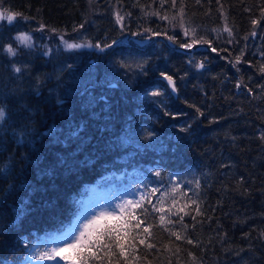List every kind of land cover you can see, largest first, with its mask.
<instances>
[{
    "label": "trees",
    "instance_id": "1",
    "mask_svg": "<svg viewBox=\"0 0 264 264\" xmlns=\"http://www.w3.org/2000/svg\"><path fill=\"white\" fill-rule=\"evenodd\" d=\"M170 2L0 0L21 14L0 22V264L68 230L92 186L123 177L145 190L122 229L131 264H264V0H183L182 21ZM50 30L84 47H56ZM29 31L31 47L15 41Z\"/></svg>",
    "mask_w": 264,
    "mask_h": 264
},
{
    "label": "snow or ice",
    "instance_id": "2",
    "mask_svg": "<svg viewBox=\"0 0 264 264\" xmlns=\"http://www.w3.org/2000/svg\"><path fill=\"white\" fill-rule=\"evenodd\" d=\"M153 2L155 3L156 0H153ZM166 3H168V0H159L160 8L163 9ZM196 3L200 4L201 0H196ZM169 7L173 10H176V15L173 16V19L179 17V19L182 21L184 17L183 0H181L179 8L177 7V0H171ZM147 14L158 15L162 20L169 19L168 15H160L159 12H151ZM18 15L21 14L7 11L0 12V21H7V23L11 25L16 20ZM261 18L264 19V14H262ZM25 19L27 18L25 17ZM116 19L117 22L121 23L123 26L124 16L117 12ZM252 23L258 24L259 21L253 20ZM181 26L183 25L181 24ZM80 27L82 28L83 25ZM224 30L228 32L229 36L232 35V30L227 27V23H225ZM184 34L186 36L189 35L187 29H185ZM255 34V31H253L252 35ZM168 39L172 40L173 37L169 36ZM15 41H18L21 45L26 47L32 46V37L27 33L18 34L15 37ZM196 43L197 41L193 39L191 43L181 44V47L191 48ZM204 43L209 42L204 41ZM68 47L78 48L82 47V45L70 44ZM97 47H99V45H97ZM105 47H111V45H106ZM4 51L12 57L17 55V51L15 48H13L12 44L7 45L4 48ZM212 51H216V49L212 48ZM238 61L239 58H237V62ZM200 67L203 68L204 65L200 64ZM14 71L19 73L21 69L16 67ZM162 75L165 76V79L170 84H172L173 88L175 89V82L173 81V78L163 73ZM245 87H247V85H245ZM261 87L264 88V85H261ZM248 91L251 92L252 90L248 89ZM4 115V111L0 109V121L3 120ZM200 115H203V113H200ZM261 138L264 139V136ZM157 175H159V173H157ZM156 191L157 189H153L152 194L154 195ZM144 199V197H141L140 201H127L126 204L134 208L144 209V204L142 203ZM149 203L151 204L150 201ZM151 209L153 212L162 211V209L156 208L155 205H151ZM123 211L124 206H121L118 211L101 212L99 214L93 213L91 217H84L82 220H78L75 225L65 232V239L61 242L60 246L45 249L43 252H38L35 259L42 262L49 261L51 264H61V262L65 260L70 261V264H121V261H123V264H131V261L129 260V253L126 249V244H128L127 237L129 236V233L125 231L122 234V226L111 223L112 221H123L125 218ZM145 211H147V209H145ZM180 211H183V208H181ZM196 211L199 212V209L197 208ZM141 214H143V212ZM185 214L187 215L188 213ZM164 219V216H160L161 221ZM182 220L183 217H180V221ZM171 222L172 221H169V223ZM143 223V220H139L133 227L135 229H140L141 224ZM149 227L150 225L142 229V232L146 233L148 237L152 235V233L149 231ZM137 235H140V233L138 232ZM173 235H176L177 239H181L178 233H173ZM188 243H192V241L189 240ZM138 244L145 245L148 249H152L154 247L152 243L145 244V238H140L138 240ZM131 247L133 249L132 260L139 259V257L136 255V252L138 251L136 244L133 243Z\"/></svg>",
    "mask_w": 264,
    "mask_h": 264
},
{
    "label": "rangeland",
    "instance_id": "3",
    "mask_svg": "<svg viewBox=\"0 0 264 264\" xmlns=\"http://www.w3.org/2000/svg\"><path fill=\"white\" fill-rule=\"evenodd\" d=\"M1 9V7H0ZM2 10V9H1ZM3 11V10H2ZM2 22V21H0ZM43 31H45V28H43ZM51 32H47L45 36L48 40L53 36L57 39V46H63L65 48H69L68 45L70 44H76V45H82V43H78L77 41H68V40H61L58 33L55 31L50 30ZM32 37V42L34 43L36 40V36L32 32H27ZM131 38L134 39L135 42H147L148 38L144 37V34L142 33V36H128L121 38V41L127 42V41H133L130 40ZM32 43V44H33ZM35 44V43H34ZM81 48V47H78ZM19 45L16 47V51H18ZM73 49V48H69ZM126 179L123 178H117L112 179V181L108 183H101V185H95L91 187V190L88 192L89 194L83 198L82 201V208L79 212V216L76 218V220L72 223L70 228L77 223L78 220H82L84 217H91L93 213L99 214L101 212H112V211H118L121 206H124V217L126 218L127 211L130 210L132 207L130 205H127V201H139L141 197H143V194L145 193V190L141 188L140 183L141 180L137 178H130L127 181H124ZM123 221H112L111 223L119 224L122 226V229L125 226V219ZM66 230L65 232H67ZM65 232L61 233L60 235L55 236H49L45 239H40L38 242L31 247L30 254L28 257L24 258L20 263L18 264H51L49 261H39L35 259L38 252H43L45 249L54 248L61 245V242L65 239ZM61 264H70V261H62Z\"/></svg>",
    "mask_w": 264,
    "mask_h": 264
},
{
    "label": "water",
    "instance_id": "4",
    "mask_svg": "<svg viewBox=\"0 0 264 264\" xmlns=\"http://www.w3.org/2000/svg\"><path fill=\"white\" fill-rule=\"evenodd\" d=\"M0 12H3V11L0 10ZM11 13H13V12H11ZM162 78H163L164 80H166L164 75L162 76ZM166 81H167V80H166ZM173 81L175 82V80H173ZM167 83L169 84L171 90L174 91V92L177 94L178 90H176V85H175V89H174L173 86H172V84H170L168 81H167Z\"/></svg>",
    "mask_w": 264,
    "mask_h": 264
}]
</instances>
